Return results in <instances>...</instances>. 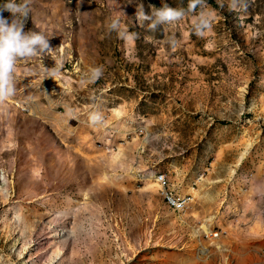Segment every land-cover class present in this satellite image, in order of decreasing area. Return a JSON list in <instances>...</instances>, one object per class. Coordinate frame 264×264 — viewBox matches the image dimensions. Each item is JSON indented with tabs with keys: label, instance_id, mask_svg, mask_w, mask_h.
<instances>
[{
	"label": "rangeland",
	"instance_id": "obj_1",
	"mask_svg": "<svg viewBox=\"0 0 264 264\" xmlns=\"http://www.w3.org/2000/svg\"><path fill=\"white\" fill-rule=\"evenodd\" d=\"M210 1L31 0L51 49L0 103V264H264V0Z\"/></svg>",
	"mask_w": 264,
	"mask_h": 264
},
{
	"label": "clouds",
	"instance_id": "obj_2",
	"mask_svg": "<svg viewBox=\"0 0 264 264\" xmlns=\"http://www.w3.org/2000/svg\"><path fill=\"white\" fill-rule=\"evenodd\" d=\"M204 0H189L188 8L194 11L198 4H202ZM31 0H22L17 3V0H6L0 6V103L13 97L16 92L14 84V72L18 59L33 57L39 52L50 50L49 40L42 34L33 31L25 32L24 20L28 18ZM150 7H155L151 6ZM231 7V5H230ZM246 10L247 4L243 5ZM8 11L12 13L13 19L9 21L3 17L2 13ZM184 11L170 7L165 4L162 8H155L150 14H145L143 6L140 7L138 18L150 20L149 28L156 30L157 25L171 23L182 19ZM212 20L204 13H201L195 23V34L203 36L205 30L211 29ZM109 31H116L118 36L124 39H132L135 34L128 33L121 29L119 18L112 19L108 24ZM174 45L175 40L169 38ZM92 75L91 80H96L102 75V68L95 67L90 69ZM58 68L52 69L51 74L56 75ZM90 121L95 122L100 119L96 114L89 117Z\"/></svg>",
	"mask_w": 264,
	"mask_h": 264
},
{
	"label": "bare ground",
	"instance_id": "obj_3",
	"mask_svg": "<svg viewBox=\"0 0 264 264\" xmlns=\"http://www.w3.org/2000/svg\"><path fill=\"white\" fill-rule=\"evenodd\" d=\"M149 178H150V181L152 182L151 183V186L152 185H154V186H160V184L159 183H157V182H155L154 181V175H151V176H149ZM164 185H167L168 184V181H167V178H166V175L164 174V175H162L161 177H160V179H159ZM167 189V188H166ZM166 197H167V199L170 201V203L173 205V207H175V208H178V209H183L184 207H185V202L182 200V199H177L174 195H172V194H170V193H167L166 192ZM181 202V203H180ZM186 208V207H185ZM184 208V209H185ZM204 228H205V230L206 229H208L207 228V226L205 225L204 226ZM211 233V232H210ZM209 233V234H210ZM209 234H207V236H209ZM218 236V235H217ZM216 236V237H217ZM200 253L203 255L202 257L204 258V260H206L207 259V253H208V251H207V249L205 248V246H203L201 249H200ZM209 256V255H208ZM207 261V260H206Z\"/></svg>",
	"mask_w": 264,
	"mask_h": 264
},
{
	"label": "built area",
	"instance_id": "obj_4",
	"mask_svg": "<svg viewBox=\"0 0 264 264\" xmlns=\"http://www.w3.org/2000/svg\"><path fill=\"white\" fill-rule=\"evenodd\" d=\"M181 203V202H180ZM217 235H219L218 233H211V234H209V237H210V239H213V238H215Z\"/></svg>",
	"mask_w": 264,
	"mask_h": 264
},
{
	"label": "trees",
	"instance_id": "obj_5",
	"mask_svg": "<svg viewBox=\"0 0 264 264\" xmlns=\"http://www.w3.org/2000/svg\"><path fill=\"white\" fill-rule=\"evenodd\" d=\"M210 3L214 5V1H213V0H211ZM214 6H215V5H214Z\"/></svg>",
	"mask_w": 264,
	"mask_h": 264
}]
</instances>
